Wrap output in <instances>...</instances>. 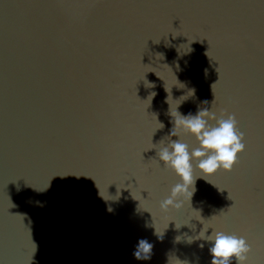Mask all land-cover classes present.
Listing matches in <instances>:
<instances>
[{
  "label": "water",
  "instance_id": "95a60500",
  "mask_svg": "<svg viewBox=\"0 0 264 264\" xmlns=\"http://www.w3.org/2000/svg\"><path fill=\"white\" fill-rule=\"evenodd\" d=\"M204 109L245 150L162 209ZM214 231L264 264V0H0V264H211Z\"/></svg>",
  "mask_w": 264,
  "mask_h": 264
},
{
  "label": "clouds",
  "instance_id": "9594fccd",
  "mask_svg": "<svg viewBox=\"0 0 264 264\" xmlns=\"http://www.w3.org/2000/svg\"><path fill=\"white\" fill-rule=\"evenodd\" d=\"M171 115L175 118V126L171 135L177 136L181 129L191 132L199 141L200 146L189 152L188 144L174 140L159 150L160 160L166 166L174 169L182 179L181 183L172 187L171 195L162 201L161 208L165 210L169 206L182 207L184 202L182 197L191 200L195 190L196 178L193 176V158L199 160L198 168L205 175L214 174L221 168L231 171L237 162L238 153L244 151L246 147L245 143L242 142L244 133L238 129L235 114L228 115L226 119L222 114L218 120L215 113L208 109L201 110L196 115L183 116L178 111L176 113L171 112ZM209 120H217V126L211 125ZM160 125L162 128L163 124L160 123ZM200 235L203 237L204 233ZM206 239L215 241L214 246L210 249L213 256L211 264H231L233 258L239 264H245L251 246L244 237L214 231ZM152 247V244L147 240H140L137 250L134 252L135 257L137 259H150Z\"/></svg>",
  "mask_w": 264,
  "mask_h": 264
}]
</instances>
